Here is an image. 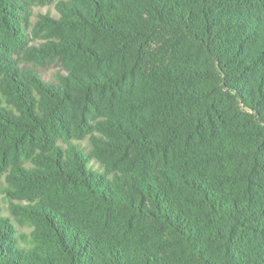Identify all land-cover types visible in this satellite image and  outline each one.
Wrapping results in <instances>:
<instances>
[{"label": "trees", "instance_id": "obj_1", "mask_svg": "<svg viewBox=\"0 0 264 264\" xmlns=\"http://www.w3.org/2000/svg\"><path fill=\"white\" fill-rule=\"evenodd\" d=\"M8 160L0 264H264V0H0Z\"/></svg>", "mask_w": 264, "mask_h": 264}, {"label": "rangeland", "instance_id": "obj_2", "mask_svg": "<svg viewBox=\"0 0 264 264\" xmlns=\"http://www.w3.org/2000/svg\"><path fill=\"white\" fill-rule=\"evenodd\" d=\"M32 11V17L31 21L36 20V15L38 13H45V12H51L52 14H55V10L52 5L50 6H41V5H35L31 7ZM58 65H50L48 67L42 68L43 71H45L46 75H54V73L59 70ZM81 145L89 147L87 139L81 140L80 141ZM18 156V161L20 164H22L23 167L25 168H35L37 167L35 164V161L31 160V158L26 159L25 157L21 155H16ZM21 158V159H20ZM33 158V157H32ZM90 165H92L95 169L98 168V163L95 160H92ZM13 164L11 163L10 160H8L7 163L0 164V208H1V213L3 215L9 216L12 218L15 227H16V233L19 235L20 233L24 234H29L34 228H35V223L26 218H22L20 216H15L12 215L11 212L8 209V199H13L14 202L20 203V204H34L35 201H37L36 195L33 194H27L25 192V189L22 187H18L16 185L17 182L21 181L20 178H12V175L16 174L15 172L12 171ZM18 177L19 174H17ZM20 190V192L18 191ZM10 191V192H9Z\"/></svg>", "mask_w": 264, "mask_h": 264}]
</instances>
